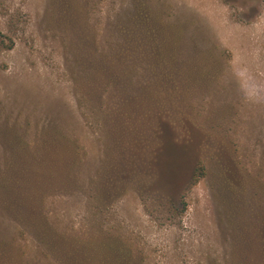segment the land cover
I'll list each match as a JSON object with an SVG mask.
<instances>
[{"label":"rangeland","instance_id":"374dc122","mask_svg":"<svg viewBox=\"0 0 264 264\" xmlns=\"http://www.w3.org/2000/svg\"><path fill=\"white\" fill-rule=\"evenodd\" d=\"M258 86L264 0H0L14 264H264Z\"/></svg>","mask_w":264,"mask_h":264},{"label":"trees","instance_id":"16d2710c","mask_svg":"<svg viewBox=\"0 0 264 264\" xmlns=\"http://www.w3.org/2000/svg\"><path fill=\"white\" fill-rule=\"evenodd\" d=\"M140 15L141 16H144L148 21H149V13H148V9H145V5H144V7L143 8H141V10H140ZM144 17H142V18H144ZM154 28L152 27V26H150V27H148V30H147V28L145 27V32L146 31H148L147 33L149 34L150 33V35L153 33V30ZM142 46H143V41H142ZM130 50V48L128 47V48H126V49H122V51H123V54L125 55V53L127 52V51H129ZM105 54H103V56H104ZM122 55V54H121ZM121 55H119L117 58H118V63H120V56ZM116 58V54H115V52H113V53H111V54H108V55H106L105 57H104V59H103V64H106L107 66H108V68H105V69H103V70H101V69H99V71H98V74H100L101 75V73L102 74H105V75H107L108 74V77L110 78V80H112V81H115V80H117V75L115 74V73H113L112 71H114V69H116V67H117V59ZM102 63L100 62V65H101ZM121 64V63H120ZM118 107V106H117ZM118 109V108H117ZM113 116H116L115 115V113H114V110H113V112H112V117ZM110 170H109V172H111V170L112 171H115V172H118V173H120L121 172V168L119 167V165H118V163L116 164V163H113L112 165H110ZM199 170H202V172H203V170H204V167H203V165H201L200 164V166H199ZM109 172H108V174H109ZM202 172H200V173H202ZM124 173H126V172H123V174ZM110 175V174H109ZM201 175V174H200ZM21 205V204H20ZM20 205H18L17 207L19 208V206ZM22 206V205H21ZM89 242H87L86 244H87V246L86 247H88V248H90V250L86 253L87 254V256H88V258H89V261H90V263H85V264H100L98 261H97V259L95 260V255L92 253V251H91V246L88 244ZM11 248H13V246L12 245H10V246H8V243L7 242H5V241H0V264H14V260H16V252H15V250L13 251ZM61 253H67V255H68V245H66L65 246V248H61L60 250H59ZM22 264H24V262L22 261L21 262ZM19 264H20V262H19ZM60 264H68V260L67 259H65V261H64V263H60ZM78 264H82V261H80Z\"/></svg>","mask_w":264,"mask_h":264},{"label":"clouds","instance_id":"9594fccd","mask_svg":"<svg viewBox=\"0 0 264 264\" xmlns=\"http://www.w3.org/2000/svg\"><path fill=\"white\" fill-rule=\"evenodd\" d=\"M234 71H235L236 75L239 76V74L241 72H247V69H245L243 67H237ZM262 88H264V86H258L257 89L252 91V92L245 91V93H244L245 99L248 100L250 103L264 102V96H261V94H260Z\"/></svg>","mask_w":264,"mask_h":264}]
</instances>
